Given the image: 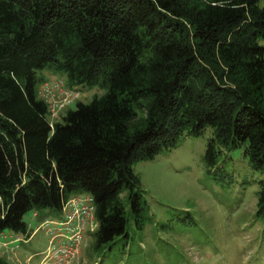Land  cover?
Wrapping results in <instances>:
<instances>
[{"label": "trees", "instance_id": "trees-1", "mask_svg": "<svg viewBox=\"0 0 264 264\" xmlns=\"http://www.w3.org/2000/svg\"><path fill=\"white\" fill-rule=\"evenodd\" d=\"M46 69L108 92L52 124ZM207 128L208 164L243 149L264 173V0H0V234L88 193L111 247L127 205L146 223L134 165ZM258 200L261 217L264 181Z\"/></svg>", "mask_w": 264, "mask_h": 264}, {"label": "rangeland", "instance_id": "rangeland-1", "mask_svg": "<svg viewBox=\"0 0 264 264\" xmlns=\"http://www.w3.org/2000/svg\"><path fill=\"white\" fill-rule=\"evenodd\" d=\"M39 74L47 79L39 96L49 106L52 124L62 122L79 103L90 104L108 92L101 85L70 86L65 74L49 69ZM212 138L213 128L200 136L185 133L175 149L136 163L148 208L144 228L136 227L127 205L128 237L97 249L98 223L91 219L68 264H264V216L258 217L264 173L250 166L243 149L219 147V162L208 164ZM62 220L63 213L51 209L28 212L24 221L30 238L4 231L0 243L15 241L16 252L7 258L6 248L0 247V258L9 264H55L59 243L52 240L55 226L46 222Z\"/></svg>", "mask_w": 264, "mask_h": 264}, {"label": "built area", "instance_id": "built-area-1", "mask_svg": "<svg viewBox=\"0 0 264 264\" xmlns=\"http://www.w3.org/2000/svg\"><path fill=\"white\" fill-rule=\"evenodd\" d=\"M95 204L92 196H73L65 203L63 207L64 220L61 222L47 221V225H53L55 228L51 232H55V236L52 238L58 239L59 246L53 255V261L55 264H68L74 258V252L79 247L83 240L86 228L90 226L91 219L96 224L95 216ZM93 229L91 232H94ZM21 241V239H17ZM52 242V241H51ZM15 241L5 243L0 247H5L6 251L3 253L10 258L11 254H15L16 247H14ZM51 259V258H49Z\"/></svg>", "mask_w": 264, "mask_h": 264}]
</instances>
